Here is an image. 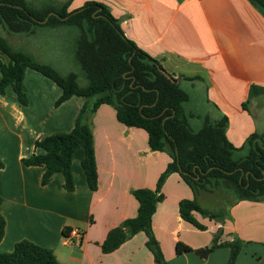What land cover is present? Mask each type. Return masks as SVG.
Here are the masks:
<instances>
[{
    "label": "crops",
    "instance_id": "0c3cea01",
    "mask_svg": "<svg viewBox=\"0 0 264 264\" xmlns=\"http://www.w3.org/2000/svg\"><path fill=\"white\" fill-rule=\"evenodd\" d=\"M91 1L105 5L125 37L160 61L177 81L188 95L184 110L191 116L190 126H201L205 117H226L225 135L236 149L251 134L264 133V95L248 98L251 86L264 88V16L247 0H71L68 12ZM65 29L38 27L32 35L10 37L7 43L54 68L49 62L55 55L51 40L67 39ZM29 83L34 86L29 88ZM24 85L27 106L17 103L11 89L0 95V217L5 221L0 253H10L16 243L27 240L50 250L59 264H154L142 233L109 254L101 252V245L111 230L136 217L138 203L132 192L154 190L170 158L151 151L143 130L125 127L112 107L102 105L88 119L97 190L87 186L82 150L72 160L74 191H65L60 174L42 186L44 169L26 167L22 160L33 154L37 140L69 133L85 100L72 97L55 107L61 90L32 70L25 71ZM197 102L201 108L193 105ZM161 194L165 199L157 204L151 225L167 264H227L226 248L205 260L194 253H175L178 242L192 249L210 246L219 229L220 242L238 239L245 244L234 264H264V249L249 252L251 244L264 246V202L229 206L223 224L194 214L205 228L199 231L179 216L180 201L194 196L178 174L167 178ZM196 200L201 203L200 195Z\"/></svg>",
    "mask_w": 264,
    "mask_h": 264
},
{
    "label": "trees",
    "instance_id": "16d2710c",
    "mask_svg": "<svg viewBox=\"0 0 264 264\" xmlns=\"http://www.w3.org/2000/svg\"><path fill=\"white\" fill-rule=\"evenodd\" d=\"M264 16V0H247ZM71 0L53 6L34 8L25 0H0V26L13 35H32L36 28H72L73 58L81 70L85 86H80L76 74L63 76L50 65L39 63L30 56L13 49L0 37V95L7 89L14 93L20 106H27L24 85L26 70H32L50 80L60 90L55 102L60 106L72 97L85 100L73 129L69 133L54 134L37 140L34 152L22 160L26 167L44 169L41 185H47L54 174L63 176V188L74 191L72 160L82 150L81 169L90 191L97 190V167L93 134L89 117L102 106L114 109L116 119L128 128L143 130L148 147L153 152L165 153L170 162L157 179L154 190L137 189L132 192L138 203L137 215L123 221L111 230L101 245V252L109 254L124 242L142 233L145 246L153 256L154 264H167L152 231V217L158 203L164 201L161 188L171 174H178L192 191V200L180 201L179 216L199 231L194 214L223 224L227 212L211 211L196 200L202 193L226 191L236 203L264 202V133L251 134L239 149L226 138L227 118L212 121L203 119L200 130L194 132L190 115L184 105L188 95L176 80L168 75L160 61L153 59L122 32L119 21L108 8L98 2H87L81 8L68 12ZM51 14V15H50ZM50 15V16H49ZM49 16V17H48ZM48 19L45 21V19ZM45 21V22H44ZM264 95V88L251 86L248 98ZM246 104L242 106L246 109ZM244 151L243 157H235ZM4 164L0 159V170ZM5 233V221L0 217V242ZM221 230L210 246L192 249L180 242L175 245L177 255L194 253L205 260L217 249L229 250L227 264H234L245 245L238 239L220 242ZM0 264H59L53 253L27 240L15 244L12 252L0 253Z\"/></svg>",
    "mask_w": 264,
    "mask_h": 264
},
{
    "label": "rangeland",
    "instance_id": "374dc122",
    "mask_svg": "<svg viewBox=\"0 0 264 264\" xmlns=\"http://www.w3.org/2000/svg\"><path fill=\"white\" fill-rule=\"evenodd\" d=\"M26 1V0H25ZM27 2L29 5H31L34 8H42L44 7L43 5L47 6V0H28ZM49 5H53V6H58L60 5V3H55L52 4L50 3ZM37 29V28H36ZM67 29V30H66ZM65 30L68 31V35L69 37L67 39H63L62 37H53V34L55 32H53V34H48V36H52L53 39L51 40V42L53 43V53H55V55L53 56V61H49L50 64L54 65V68L57 70V72H59V74L66 76L68 74H76L78 76V83L80 86H85L86 85V80L83 77V74L81 72V70L79 69L78 65L75 63L74 58H73V49H74V44L73 41L71 39V35H75L74 37L76 38V31L72 28H66ZM54 30V29H51ZM63 30V31H65ZM0 37L4 38L6 41H11L10 37H13V39H18L19 37H21V39H24V35H13V34H9L8 32L5 31V29L2 28V26H0ZM44 39V38H43ZM46 42L50 41V39H45ZM14 47V46H13ZM16 48V47H14ZM31 86H34V84H30L29 83V88H31ZM27 95V94H26ZM200 97V95H199ZM199 101V99H197ZM195 106H197L198 108L202 107V104L197 102V104H193ZM195 122H193V125L191 126V129L194 132H197L198 130H200L201 126L199 127H195ZM246 155V152L241 151L235 154V157H243ZM80 169V168H79ZM201 197V203L200 205L203 208H206L208 210L211 211H217L219 209H224L226 212L229 209V204L233 202V198L232 196L226 192V191H215L213 193H205L202 192L199 194ZM202 237V236H200ZM204 237V236H203ZM256 247V248H254ZM264 249V246L261 245H255V244H251L249 245V252L252 253V255L257 254V251ZM258 256V255H257ZM259 257V256H258ZM257 257V258H258Z\"/></svg>",
    "mask_w": 264,
    "mask_h": 264
},
{
    "label": "water",
    "instance_id": "95a60500",
    "mask_svg": "<svg viewBox=\"0 0 264 264\" xmlns=\"http://www.w3.org/2000/svg\"><path fill=\"white\" fill-rule=\"evenodd\" d=\"M50 15H51V14H50ZM50 15H49V16H50ZM49 16H48V17H49ZM48 17L45 19V21L48 19ZM45 21H44V22H45Z\"/></svg>",
    "mask_w": 264,
    "mask_h": 264
},
{
    "label": "built area",
    "instance_id": "2783aa9c",
    "mask_svg": "<svg viewBox=\"0 0 264 264\" xmlns=\"http://www.w3.org/2000/svg\"><path fill=\"white\" fill-rule=\"evenodd\" d=\"M77 235V233H75Z\"/></svg>",
    "mask_w": 264,
    "mask_h": 264
}]
</instances>
